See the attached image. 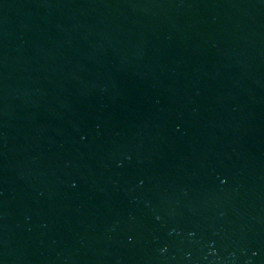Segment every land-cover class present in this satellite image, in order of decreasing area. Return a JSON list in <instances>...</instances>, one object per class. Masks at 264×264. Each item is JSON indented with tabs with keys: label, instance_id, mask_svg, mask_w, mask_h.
Here are the masks:
<instances>
[{
	"label": "water",
	"instance_id": "water-1",
	"mask_svg": "<svg viewBox=\"0 0 264 264\" xmlns=\"http://www.w3.org/2000/svg\"><path fill=\"white\" fill-rule=\"evenodd\" d=\"M0 264H264V0H0Z\"/></svg>",
	"mask_w": 264,
	"mask_h": 264
}]
</instances>
